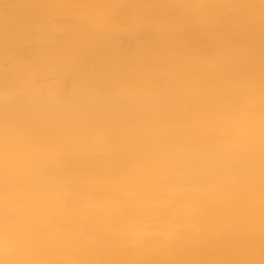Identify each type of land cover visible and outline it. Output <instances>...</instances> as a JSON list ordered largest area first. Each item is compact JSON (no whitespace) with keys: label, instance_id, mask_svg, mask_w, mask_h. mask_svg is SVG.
Here are the masks:
<instances>
[{"label":"bare ground","instance_id":"obj_1","mask_svg":"<svg viewBox=\"0 0 264 264\" xmlns=\"http://www.w3.org/2000/svg\"><path fill=\"white\" fill-rule=\"evenodd\" d=\"M0 264H264V0H0Z\"/></svg>","mask_w":264,"mask_h":264}]
</instances>
